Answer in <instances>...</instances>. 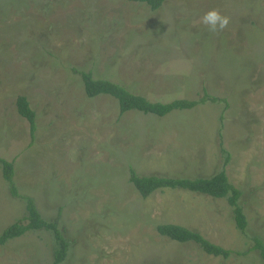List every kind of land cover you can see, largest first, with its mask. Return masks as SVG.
<instances>
[{
    "label": "rangeland",
    "instance_id": "rangeland-1",
    "mask_svg": "<svg viewBox=\"0 0 264 264\" xmlns=\"http://www.w3.org/2000/svg\"><path fill=\"white\" fill-rule=\"evenodd\" d=\"M213 8L230 18L218 33L200 22ZM78 71L150 101L202 90L219 101L120 114L110 96L85 95ZM0 157L19 194L0 170V232L31 198L68 241L60 264H262L251 246L264 244V0H0ZM220 168L240 191L243 232L224 198L168 188L141 198L127 182L129 169L191 178ZM165 223L234 253L170 240L155 230ZM53 245L50 231H27L0 245V264H51Z\"/></svg>",
    "mask_w": 264,
    "mask_h": 264
},
{
    "label": "trees",
    "instance_id": "trees-1",
    "mask_svg": "<svg viewBox=\"0 0 264 264\" xmlns=\"http://www.w3.org/2000/svg\"><path fill=\"white\" fill-rule=\"evenodd\" d=\"M144 2L150 9L156 8L162 0H137ZM83 92L87 97H95L101 94L110 96L116 101L119 113L127 110H135L143 114H151L157 117H163L174 110H183L193 107L196 103L205 101L216 102L219 99L215 96L208 95L202 90V96L197 100H189L185 98L173 99L168 102L150 101L142 95L131 93L130 90L119 85L118 83L106 79H94L89 72L78 71ZM224 102V99H220ZM17 113L23 117L28 123V131L32 137L34 132V114L29 106V102L25 96L19 95L16 98ZM219 152L222 154L224 164L227 161V155L221 148ZM1 177L5 180L9 193L18 197V190L13 183V165L12 161H7L0 157ZM127 182L133 185V188L141 198L147 197L150 193L157 189H181L188 192L208 195L212 198H224L226 203L231 207L233 221L235 227L243 232L246 227V220L241 212V208L237 203L240 191L229 183L223 172V169L213 172L206 177H167L156 175H136L131 169L127 170ZM26 214L20 219L7 225L0 232V245L6 244L8 241L22 236L30 230H47L50 231L54 245L52 248L51 264H60L65 257L68 249V241L64 237L62 231L58 228V219H44L36 208L31 198L25 197ZM156 232L170 240L176 242H192L200 250L207 255L219 256L227 258L234 253L229 249L211 243L198 232L190 230L177 224H158L155 226ZM251 248L258 250V255L264 264V244L260 238H252ZM250 248V249H251ZM239 254V252H236Z\"/></svg>",
    "mask_w": 264,
    "mask_h": 264
},
{
    "label": "clouds",
    "instance_id": "clouds-1",
    "mask_svg": "<svg viewBox=\"0 0 264 264\" xmlns=\"http://www.w3.org/2000/svg\"><path fill=\"white\" fill-rule=\"evenodd\" d=\"M200 22L206 26L211 33H218L226 29L229 25L230 18L223 15L218 9H209L201 17Z\"/></svg>",
    "mask_w": 264,
    "mask_h": 264
}]
</instances>
